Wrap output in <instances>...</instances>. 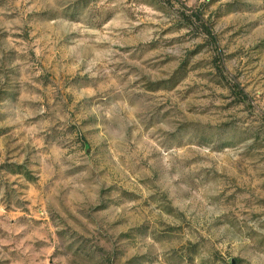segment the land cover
<instances>
[{"label":"rangeland","instance_id":"rangeland-1","mask_svg":"<svg viewBox=\"0 0 264 264\" xmlns=\"http://www.w3.org/2000/svg\"><path fill=\"white\" fill-rule=\"evenodd\" d=\"M0 264H264V0H0Z\"/></svg>","mask_w":264,"mask_h":264}]
</instances>
